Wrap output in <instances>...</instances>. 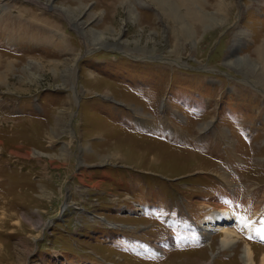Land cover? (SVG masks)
<instances>
[{
  "label": "rangeland",
  "instance_id": "374dc122",
  "mask_svg": "<svg viewBox=\"0 0 264 264\" xmlns=\"http://www.w3.org/2000/svg\"><path fill=\"white\" fill-rule=\"evenodd\" d=\"M35 1L0 0V264H264V0Z\"/></svg>",
  "mask_w": 264,
  "mask_h": 264
},
{
  "label": "bare ground",
  "instance_id": "6f19581e",
  "mask_svg": "<svg viewBox=\"0 0 264 264\" xmlns=\"http://www.w3.org/2000/svg\"><path fill=\"white\" fill-rule=\"evenodd\" d=\"M187 14H188V12H187ZM188 17H190V16H188ZM179 20V19H178ZM182 20V19H181ZM180 22V21H179ZM263 51H264V47L262 48V51L260 52V55H261V60L263 59V66H264V55H262V53H263ZM191 160H194L193 158H191ZM195 161V160H194ZM201 164V163H200ZM63 208V207H62ZM231 219L228 217V216H224V215H222V216H219V217H215V223L216 224H219V223H227V222H229ZM215 223H213L212 224V226H214L215 225ZM220 225V224H219ZM217 228V227H216ZM208 230H211V229H209L208 228ZM223 230H225V229H223ZM207 231V230H206ZM225 232V235L226 236H229V234H230V236H231V234L232 233H230V232H227V230L226 231H224ZM247 233H249V231H246ZM224 235V236H225ZM233 235V234H232ZM225 236V237H226ZM227 238V237H226ZM231 239V238H230ZM229 239V240H230ZM227 241H228V239H226ZM226 240H222V242L221 243H223V242H226ZM232 241V240H231ZM233 242V241H232ZM220 243V244H221ZM230 246V245H229ZM221 247V246H220ZM223 247H225V246H223ZM241 258H242V260H243V264H254L253 263V259H252V256H251V252H250V247H248V246H246V247H244V250H243V254H242V256H241ZM191 261V260H190ZM193 261H194V259H193ZM197 261V260H196ZM200 261V260H199ZM263 262H264V258H263V260H262ZM198 262V261H197ZM192 263V262H191ZM205 264H208V263H205ZM210 264V263H209Z\"/></svg>",
  "mask_w": 264,
  "mask_h": 264
},
{
  "label": "water",
  "instance_id": "95a60500",
  "mask_svg": "<svg viewBox=\"0 0 264 264\" xmlns=\"http://www.w3.org/2000/svg\"><path fill=\"white\" fill-rule=\"evenodd\" d=\"M27 1V0H26ZM29 2H31V3H34V4H37V5H39L40 6V4H39V2L38 1H35V0H29ZM42 4V3H41ZM43 6H45L44 4H42ZM48 7V9H50L51 10V7L50 6H47ZM53 8V7H52ZM55 10H57V11H61L59 8H54ZM53 10V9H52Z\"/></svg>",
  "mask_w": 264,
  "mask_h": 264
},
{
  "label": "snow or ice",
  "instance_id": "6c2138e0",
  "mask_svg": "<svg viewBox=\"0 0 264 264\" xmlns=\"http://www.w3.org/2000/svg\"><path fill=\"white\" fill-rule=\"evenodd\" d=\"M259 234H260V238H261V240L264 241V228H261V229L259 230ZM249 238H251V237H249Z\"/></svg>",
  "mask_w": 264,
  "mask_h": 264
},
{
  "label": "crops",
  "instance_id": "0c3cea01",
  "mask_svg": "<svg viewBox=\"0 0 264 264\" xmlns=\"http://www.w3.org/2000/svg\"><path fill=\"white\" fill-rule=\"evenodd\" d=\"M28 45H30V44H28Z\"/></svg>",
  "mask_w": 264,
  "mask_h": 264
}]
</instances>
